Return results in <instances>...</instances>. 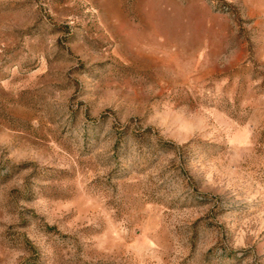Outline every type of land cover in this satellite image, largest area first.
Instances as JSON below:
<instances>
[{"label": "rangeland", "instance_id": "374dc122", "mask_svg": "<svg viewBox=\"0 0 264 264\" xmlns=\"http://www.w3.org/2000/svg\"><path fill=\"white\" fill-rule=\"evenodd\" d=\"M0 264H264V0H0Z\"/></svg>", "mask_w": 264, "mask_h": 264}]
</instances>
